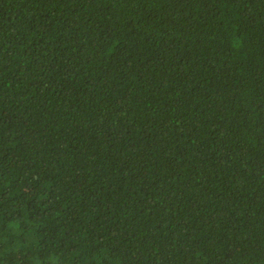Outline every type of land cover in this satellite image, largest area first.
Listing matches in <instances>:
<instances>
[{
	"label": "trees",
	"instance_id": "1",
	"mask_svg": "<svg viewBox=\"0 0 264 264\" xmlns=\"http://www.w3.org/2000/svg\"><path fill=\"white\" fill-rule=\"evenodd\" d=\"M0 264H264V0H0Z\"/></svg>",
	"mask_w": 264,
	"mask_h": 264
}]
</instances>
